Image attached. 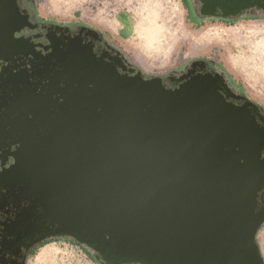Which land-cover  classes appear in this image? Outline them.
I'll list each match as a JSON object with an SVG mask.
<instances>
[{
    "label": "flooded vegetation",
    "instance_id": "obj_1",
    "mask_svg": "<svg viewBox=\"0 0 264 264\" xmlns=\"http://www.w3.org/2000/svg\"><path fill=\"white\" fill-rule=\"evenodd\" d=\"M182 3L200 21L264 19V0ZM204 4L209 15L201 11ZM132 123L141 131L136 145L128 132ZM224 126L238 132L234 142L216 140L215 164L246 172L254 182L252 215H264V106L214 64L194 58L149 73L93 25L44 17L36 0H0V264H28L38 248L60 239L108 264L74 237L97 241L94 231L62 221L61 188L54 190L65 156L76 179H104L130 162L164 170L174 161L182 173L203 153L211 128ZM239 132L262 139L247 150L256 161L252 169H242ZM263 224L255 241L264 263L257 239Z\"/></svg>",
    "mask_w": 264,
    "mask_h": 264
},
{
    "label": "water",
    "instance_id": "obj_2",
    "mask_svg": "<svg viewBox=\"0 0 264 264\" xmlns=\"http://www.w3.org/2000/svg\"><path fill=\"white\" fill-rule=\"evenodd\" d=\"M206 6L201 11L209 15ZM131 126V145H136L141 131L137 124ZM211 130L203 153L182 173L174 161L164 170L130 162L104 179H76L65 156V165L58 168L63 179L54 190L61 188L62 221L94 231L97 241L74 237L108 264H264L255 241L264 215H252L250 207L254 182L240 169L223 171L215 164L216 140L221 145L227 138L234 142L238 130ZM247 137L239 132L242 169L256 166L248 152L262 144L260 137ZM99 152L103 153L101 147ZM204 160L206 170L200 166ZM238 172L242 176L234 178Z\"/></svg>",
    "mask_w": 264,
    "mask_h": 264
},
{
    "label": "crops",
    "instance_id": "obj_3",
    "mask_svg": "<svg viewBox=\"0 0 264 264\" xmlns=\"http://www.w3.org/2000/svg\"><path fill=\"white\" fill-rule=\"evenodd\" d=\"M37 9L44 17L61 18L62 21H82L98 27L118 41L122 45L120 48L135 59L140 58L144 64L157 68L176 66L181 58L190 60L192 52H200L209 42L224 44V39L216 33L218 29L222 31L223 28L218 26L219 28L210 29L200 25V20L193 22L182 0H139L127 7L113 9L108 12L107 19L97 16V9L91 0H68L67 5L38 0ZM123 13L127 16L126 20L121 19L120 15ZM218 24L227 30L230 29L227 28L228 25L232 27L227 22L220 21ZM123 31L127 33L126 36H122ZM208 35L212 36L209 38ZM154 37L160 41L159 47L165 52L163 60L158 62L148 61L142 52L145 43ZM227 40L234 42L232 38ZM226 44L228 45L227 42ZM227 48L224 54L230 62L233 54L231 48ZM210 53L211 57H216L215 49H211Z\"/></svg>",
    "mask_w": 264,
    "mask_h": 264
},
{
    "label": "rangeland",
    "instance_id": "obj_4",
    "mask_svg": "<svg viewBox=\"0 0 264 264\" xmlns=\"http://www.w3.org/2000/svg\"><path fill=\"white\" fill-rule=\"evenodd\" d=\"M38 1V0H36ZM48 1V0H47ZM64 2V1H63ZM68 3V2H65ZM188 9V6L185 5ZM190 14V12H189ZM122 20H126L127 16L123 13L120 15ZM58 20L61 18H57ZM192 21H199L192 19ZM218 20H204L200 21V25H203L207 28L214 29L221 27L217 30V34L220 35L224 39V44H220L219 42H209L206 44L205 49L199 51L192 52L191 59L194 58H206L215 67L233 84V86L237 89L242 90L248 97L255 100L257 103L264 106V83L261 85H251L253 89H251L247 85V80L244 75V71L247 68H243L240 66L239 61L244 62L246 65L252 68L254 72L258 74L260 78L264 80V40L262 38H254L243 36L233 37V30L239 28L242 31L250 30L251 27L257 24H264V19H238L236 21L227 22V24H231L232 27L229 30L225 29L223 25L218 24ZM91 25V24H90ZM219 26V27H218ZM98 28V27H97ZM100 29V28H98ZM209 31V30H208ZM230 31V32H228ZM122 36H126L127 33L123 31ZM212 36V35H210ZM208 35L207 37L210 38ZM225 36V37H224ZM208 38V39H209ZM228 38H232L234 40L231 43ZM157 38L149 39L148 42L142 47V52L145 55L146 59L150 62H158L162 61L165 55L164 49L160 48L159 45H156ZM116 46L121 47L122 45L113 39ZM228 43V45L226 44ZM186 46L187 43H186ZM231 48L232 61H227L226 56L224 54L225 48ZM227 48V49H228ZM211 49L216 50V57L212 55L211 57ZM135 63H137L140 67H142L145 71L149 73H166L168 70L173 69L175 66H170L167 68H157L152 67L147 64H144L140 58L135 59L130 53L125 52ZM224 57V58H223ZM188 61L186 58L179 59L178 63L175 65L183 64ZM250 80V79H249ZM251 81V80H250ZM256 83H258L256 81ZM257 239L259 243V250L264 257V224L259 229L257 233ZM28 264H97L94 262L91 257H89L86 252L77 244L68 242L67 240L60 239L56 241L49 242L36 250L33 256L30 258Z\"/></svg>",
    "mask_w": 264,
    "mask_h": 264
},
{
    "label": "bare ground",
    "instance_id": "obj_5",
    "mask_svg": "<svg viewBox=\"0 0 264 264\" xmlns=\"http://www.w3.org/2000/svg\"><path fill=\"white\" fill-rule=\"evenodd\" d=\"M138 1L139 0H93V1L91 0V3L97 9V12H98L97 16H99L100 18L107 19L109 16L108 12L112 11L113 9L127 7L129 5H132L133 3L138 2ZM48 2H51L54 4L56 3L57 5H67L68 4V3H65V2H68V0H48ZM228 32H230V31H228ZM232 34H233V37H239V38H241L243 36L254 37V38L259 37V38H262L264 40V24H257L255 26L251 27L250 30H247V31H242L241 29L237 28V29L233 30ZM159 43H160V41L157 40L155 46L159 45ZM239 63H240L241 67H243L245 69L247 68V70L244 71V75H245V78L247 80V85L251 89H252V86H251L252 84L257 86L260 84L262 85L264 83V80L262 78H260L258 76V74L252 70L251 67H249V69H248V65H246L244 62L239 61ZM256 81L258 83H256Z\"/></svg>",
    "mask_w": 264,
    "mask_h": 264
},
{
    "label": "trees",
    "instance_id": "obj_6",
    "mask_svg": "<svg viewBox=\"0 0 264 264\" xmlns=\"http://www.w3.org/2000/svg\"><path fill=\"white\" fill-rule=\"evenodd\" d=\"M254 18V17H253Z\"/></svg>",
    "mask_w": 264,
    "mask_h": 264
}]
</instances>
